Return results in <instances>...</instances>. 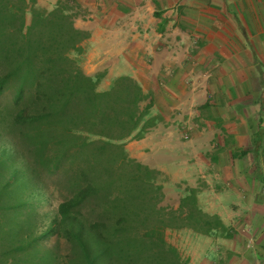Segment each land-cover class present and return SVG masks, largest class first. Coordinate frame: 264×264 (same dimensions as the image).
<instances>
[{
    "label": "crops",
    "instance_id": "1",
    "mask_svg": "<svg viewBox=\"0 0 264 264\" xmlns=\"http://www.w3.org/2000/svg\"><path fill=\"white\" fill-rule=\"evenodd\" d=\"M76 1L83 72L131 76L156 115L129 156L229 227L187 229L204 247L195 264H264V0Z\"/></svg>",
    "mask_w": 264,
    "mask_h": 264
},
{
    "label": "trees",
    "instance_id": "2",
    "mask_svg": "<svg viewBox=\"0 0 264 264\" xmlns=\"http://www.w3.org/2000/svg\"><path fill=\"white\" fill-rule=\"evenodd\" d=\"M67 1L76 2L57 0L45 10L35 0H0V94L13 87L7 127L26 146L32 163L24 167L36 177L60 168L71 175L69 196L48 223L58 236L51 246L39 245L42 235L32 233L36 212L22 207L28 202H0V264H186L162 235L168 219L146 202L152 170L124 148L127 138L142 137L154 124L151 103L141 104L147 95L129 75L99 90L98 75L82 71L74 54L87 32L75 27ZM7 146L14 141H2L0 159L10 157ZM11 173V180H24ZM6 186L0 182V195ZM186 192L179 201L189 221L183 225L224 231L217 215L199 208L195 189ZM85 204L91 218L82 213ZM63 236L65 251L58 249Z\"/></svg>",
    "mask_w": 264,
    "mask_h": 264
},
{
    "label": "rangeland",
    "instance_id": "3",
    "mask_svg": "<svg viewBox=\"0 0 264 264\" xmlns=\"http://www.w3.org/2000/svg\"><path fill=\"white\" fill-rule=\"evenodd\" d=\"M76 2L67 1V4L69 6L71 5V9L75 12L74 19L77 17L81 18L85 14V9L80 5L79 2ZM35 5L45 10L51 9H47V0H35ZM30 17L31 12L29 8H27L24 13L25 25L29 23ZM81 48L82 51L78 54H74V56L77 59L79 67L83 71V66L86 63L87 57L86 50L90 48L84 45H81ZM88 56L90 61H94L95 58H97L98 54L97 52L93 54L92 51V53L90 55L88 54ZM105 70L106 69H103L95 73V75H98L99 77L97 86L99 90L108 88L110 82L113 79L107 78ZM12 93L13 87H10L0 94V148L2 141L6 140V138L11 139L15 143V146L13 148H10L9 146H7L9 148L5 147L8 149L9 153H11V158L9 157L7 159L6 157H4L6 155H2L0 159V182H4L5 180L7 181L6 189H4V191H2L0 195V202H5L6 204H8L9 202H28L27 206L22 207H26L30 210V212H36V215L33 217V219L29 221L34 230L32 233L42 235V237H40L39 245L47 247L57 242L58 236L56 230H50L47 229V227L50 219L53 218L56 213L58 203L69 196L71 175H66L62 172V169L60 168L57 172L44 171L36 177L32 171L24 167L25 163H32V158L29 155L26 146L23 144L22 141H20L18 136L14 134L11 125L7 127V124H9V118L12 115L14 109L11 104ZM145 101L147 100L145 99L141 104H145ZM6 115L8 119H5ZM149 116L156 117V115H152L150 112ZM148 129H150V127ZM148 129L146 130V132L148 131ZM90 138L96 139V137L93 135H91ZM132 139L135 138H127L124 141V148L125 145ZM127 155L129 156L128 152ZM4 165H8V167H5ZM24 168L26 170H23ZM13 169L21 173L24 177V180H11V171ZM150 169L152 170V172L150 173L152 178L150 179L149 185L147 186V189L145 191L147 199L146 202H153V205L156 210L155 214L165 220L168 219L170 223L168 226H165L162 229V235L164 239L177 249L181 258L186 260V264H193V262L195 264L196 259H199L198 256L200 254L201 256L203 255L202 252L204 247L202 248V246L199 245L198 242L191 244L192 237L188 234L190 231H188L187 229L197 233L203 232L200 231V229H194L189 225H183L184 223H188L189 221L187 219H183L186 207L179 208V201L185 194L186 190L183 191L184 193L182 192V194L179 195L174 190L170 188H165L166 176L159 173L153 168ZM81 210L85 216L90 218L94 214V211L91 210V205L89 204H85L84 206H82ZM179 212L182 213L179 214ZM203 212L205 213V211ZM215 234L224 235L231 234V232L229 231V227H226L224 225V231H217ZM64 238V236L62 238L59 237L58 249L61 251H65L66 248L65 244L63 243Z\"/></svg>",
    "mask_w": 264,
    "mask_h": 264
}]
</instances>
